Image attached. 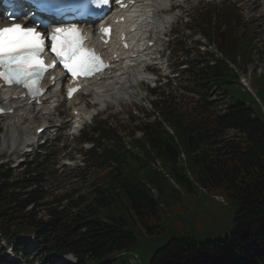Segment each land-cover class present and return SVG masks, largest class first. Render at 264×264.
<instances>
[{"label": "trees", "instance_id": "trees-1", "mask_svg": "<svg viewBox=\"0 0 264 264\" xmlns=\"http://www.w3.org/2000/svg\"><path fill=\"white\" fill-rule=\"evenodd\" d=\"M213 14H203L197 30L224 60L210 65L194 53L193 61L176 62L200 96L190 108L195 112L158 101L143 123L130 114L127 159L124 151L97 150L105 123L82 134L94 143L87 156L104 182L88 200L75 192L53 197L46 219L39 213L46 205L47 161L17 177L0 167V232L10 241L33 232L40 258L53 264L65 255L76 264H131L129 254L139 256V250L145 254L140 264H264V102L258 106L239 81L254 63L256 36L236 10L222 12L219 22ZM176 50L185 51L184 43ZM253 85L264 101V75L253 74ZM214 92L226 102L222 110L209 100ZM228 130L238 136L226 140ZM107 135L122 144L116 130ZM187 197L194 206L207 203L205 197L220 205L227 234L190 232L196 218Z\"/></svg>", "mask_w": 264, "mask_h": 264}, {"label": "rangeland", "instance_id": "rangeland-1", "mask_svg": "<svg viewBox=\"0 0 264 264\" xmlns=\"http://www.w3.org/2000/svg\"><path fill=\"white\" fill-rule=\"evenodd\" d=\"M170 4L173 6V10L175 9V12L181 14L182 17L177 18L175 22L172 23L171 29L168 30L170 26L169 24V26H167V30H165L167 33L163 34V36H161L162 34H156L163 40L158 49L160 52L162 50L164 51V55L162 56L164 59L160 62L162 63V67L159 65L156 66L157 68H161L162 71H155L154 73L156 75H164L169 71L172 72L175 70L176 61H193L191 54L195 52L197 45L196 42L200 37V34L197 30L200 17H204L205 13L207 12L208 14L214 12L212 17H216L217 21L219 22L222 19V12L233 10H236L237 14L242 17L243 22L246 24V29L255 34V42L258 47V52L254 54V63L249 66L248 73L240 74V77L250 81L253 74L256 76L264 75V0H221V2H208L207 0H171ZM166 9H168V7ZM166 11L167 10H163L160 12L159 18L162 17V15H167L169 13ZM178 41L184 43V52H178L176 50V44ZM158 63L159 62H155V64ZM165 65H167L168 68H165ZM182 74L184 73H181L177 80L175 78H171L172 84L170 87L164 85V82H161V87L155 90L156 98L151 96L150 90H152V87L145 84H138V87L135 86L136 89L133 90L131 96L129 95L120 99H111L110 102L107 103V110L103 113H100L93 124L91 122L90 124L83 126V129H85L84 132H91L96 124L101 125L102 123H105L102 128V130H105L103 141L101 142L104 144L103 147L106 146L105 149L111 148L110 150L121 152L124 151L123 146L127 147V142L130 140L129 136L127 135L128 130H130L131 126H133L131 120L129 119L130 113L133 112L136 115L137 119L135 120H138L142 123L145 122V116L143 113L150 114L152 112L151 104L156 102L155 99H157L159 102H164V104H171L176 109L185 110L193 114L195 111H192L190 108L195 105L197 98H191V85L185 80L184 77H182ZM171 77L174 76L172 75ZM150 85L152 86V83H150ZM253 89L259 99L263 101L262 94L258 92L254 85ZM209 98V100L217 101L215 106L217 107L218 111L224 108L222 106L226 102L221 97H219L217 93H212ZM80 101L88 105L93 102L88 97H82ZM71 107L72 106L66 107L62 105L61 107L56 108L54 111V121H56V118H58L57 113L60 114L59 118H67ZM49 118L50 117H48V119ZM5 121L6 119L4 118L0 119V137L3 136L2 132ZM30 123L34 124V122ZM116 123L117 125L121 123L124 126H127V130H119ZM37 125L38 123L36 125H27L25 130L19 132L18 135L20 137L25 135L27 138H31L34 126ZM59 125H65V122H54L51 124L52 128H50V130H53L52 132L56 133V140L55 142H51L48 145V150L42 151L43 156L48 157L49 161L45 165V170H42L44 173V191L46 195H48V198L46 199V205L40 207L41 211H45L48 207L55 205L53 199L50 197L52 195L54 197H61L65 194H69L70 192H75L76 196L86 195L85 197H87L88 200L90 198V191L104 182L102 176L103 172L91 164L86 165L83 161L82 153L84 149L78 144L83 141L82 136H80L79 133L77 135L71 136L72 133H70L69 121H67L65 127H61ZM113 130L117 131L118 136L122 140V144L120 141L117 142L116 139L107 135L113 132ZM4 133L5 130L3 134ZM237 136L238 134L235 130H228L225 135V139H233ZM139 137L140 134H136L135 138ZM1 143L2 141L0 140V165L5 163L7 158L6 152L8 150L7 147H2ZM86 147L91 148L89 144ZM74 149H76L77 154L81 153V156H73V152L70 153V151ZM14 155H21L19 146H17ZM29 158H26V161H28ZM123 158L127 159L128 153L125 152ZM22 160L23 159L20 161ZM64 160H69L71 162L76 161V167H78V169L73 171H71V169H64L63 171L58 170L59 172H55V166L59 165L60 161ZM14 172L15 175H18V171L15 170ZM106 180L107 179H105V182ZM204 199L208 202L205 204L201 203L199 206H194L195 203L190 202V200H192L191 198H185L188 204V211L193 213L196 218V221H191L188 230L196 235H205L210 233L214 235H220L221 237L224 236L225 233L228 232L227 227L229 225V220L226 221L221 217L223 214H225L224 210L220 207V205H216L217 203L215 204V202L210 198L205 197ZM64 204L65 203H63V205ZM40 214H42V212ZM27 234L28 233L26 232L25 236H27ZM21 255V252L17 253V256L22 259ZM137 255L139 256H129L130 258H128V260L131 264H140V261L143 259L145 254L142 250H139ZM10 262L13 264L16 263L15 261ZM67 262L71 263L72 260H61L58 264H67Z\"/></svg>", "mask_w": 264, "mask_h": 264}, {"label": "bare ground", "instance_id": "bare-ground-1", "mask_svg": "<svg viewBox=\"0 0 264 264\" xmlns=\"http://www.w3.org/2000/svg\"><path fill=\"white\" fill-rule=\"evenodd\" d=\"M138 5L135 9H132L130 20L136 24V32L129 36L130 49L128 51L120 52V61L113 64V71L106 72L104 75H100L99 79H95L93 82L87 81L88 85L85 89L88 95L91 96L92 105L91 110L96 113L102 111V106H105L111 99H120L127 96H131L135 86L138 85L140 79L145 75L141 73V68L135 66L132 63L137 64L139 60L145 58V60L151 61L155 64L153 58L156 53H151L147 49L142 47L141 41L147 37L150 33H162L165 27L170 23V19L166 18L167 15H162L159 18L158 13L169 7L171 0H136ZM4 11L0 9V20L4 15ZM7 17H4L6 20ZM136 40V41H135ZM139 41V42H138ZM137 54L136 59H130L129 55ZM61 92L57 87H48V96L43 100L42 105L33 106L25 105L23 101L11 100L8 102L10 107H15V111L21 112L19 116H12L5 124V133H2V147H7V152L15 151L16 144L19 142L17 132L25 130L27 125H36L41 122L40 126L35 127L34 131L42 126H49L48 117H53L54 107L59 102ZM6 96L0 95V102H6ZM73 108L67 118H57L55 121L65 122V125H59L65 127L67 121H69L70 133L81 127L87 120L92 117L93 111ZM83 108V106H80ZM75 112V114H74ZM30 122H34L30 123ZM53 124L50 122V125ZM21 141V140H20ZM23 143V141H21ZM28 142V141H26ZM66 165V163H62ZM221 198V197H216ZM224 202L223 198H221ZM217 200V199H216Z\"/></svg>", "mask_w": 264, "mask_h": 264}, {"label": "snow or ice", "instance_id": "snow-or-ice-1", "mask_svg": "<svg viewBox=\"0 0 264 264\" xmlns=\"http://www.w3.org/2000/svg\"><path fill=\"white\" fill-rule=\"evenodd\" d=\"M3 0H0L2 3ZM94 6L99 8L108 3V0H93ZM15 18V17H11ZM68 30L56 29V33ZM71 31H75L72 29ZM51 35L52 51L62 57L65 66L74 69L75 67H86L88 65L87 57H78L80 51L74 46L71 38L65 37L63 41H58L57 34ZM43 37L34 28H26L21 24H12L10 27L0 28V78L8 82L23 84L25 88H31L28 81L34 72L42 70V64L37 59L43 51ZM58 43L60 47L58 48ZM75 58V60H74ZM73 61V63H69Z\"/></svg>", "mask_w": 264, "mask_h": 264}]
</instances>
